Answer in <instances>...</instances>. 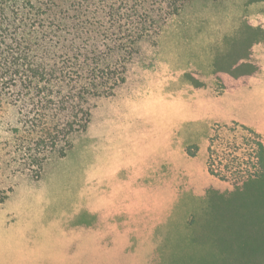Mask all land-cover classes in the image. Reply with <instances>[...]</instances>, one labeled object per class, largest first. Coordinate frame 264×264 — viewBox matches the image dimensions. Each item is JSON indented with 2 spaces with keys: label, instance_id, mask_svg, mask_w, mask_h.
Returning <instances> with one entry per match:
<instances>
[{
  "label": "rangeland",
  "instance_id": "rangeland-1",
  "mask_svg": "<svg viewBox=\"0 0 264 264\" xmlns=\"http://www.w3.org/2000/svg\"><path fill=\"white\" fill-rule=\"evenodd\" d=\"M141 49L63 155L0 173V264L202 258L225 208L264 198L236 183L264 173V2L193 0Z\"/></svg>",
  "mask_w": 264,
  "mask_h": 264
},
{
  "label": "trees",
  "instance_id": "trees-1",
  "mask_svg": "<svg viewBox=\"0 0 264 264\" xmlns=\"http://www.w3.org/2000/svg\"><path fill=\"white\" fill-rule=\"evenodd\" d=\"M192 1L0 0V173L41 172L49 155H63L86 131L92 99L111 79L121 83L143 44H155ZM257 146L264 169V144ZM263 176L238 175L236 183ZM11 189L1 186L0 204ZM200 241L202 258L176 264H264V198L225 208Z\"/></svg>",
  "mask_w": 264,
  "mask_h": 264
}]
</instances>
